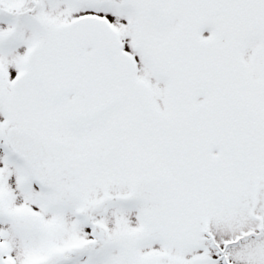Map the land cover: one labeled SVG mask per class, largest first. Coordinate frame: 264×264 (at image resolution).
<instances>
[{
  "label": "snow or ice",
  "instance_id": "1",
  "mask_svg": "<svg viewBox=\"0 0 264 264\" xmlns=\"http://www.w3.org/2000/svg\"><path fill=\"white\" fill-rule=\"evenodd\" d=\"M0 264H264V0H0Z\"/></svg>",
  "mask_w": 264,
  "mask_h": 264
}]
</instances>
